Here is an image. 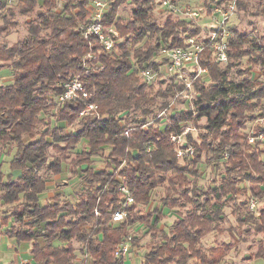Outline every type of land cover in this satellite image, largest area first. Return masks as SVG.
<instances>
[{
	"label": "clouds",
	"instance_id": "clouds-1",
	"mask_svg": "<svg viewBox=\"0 0 264 264\" xmlns=\"http://www.w3.org/2000/svg\"><path fill=\"white\" fill-rule=\"evenodd\" d=\"M0 264H264V0H0Z\"/></svg>",
	"mask_w": 264,
	"mask_h": 264
}]
</instances>
